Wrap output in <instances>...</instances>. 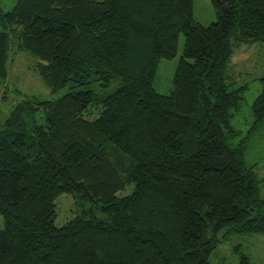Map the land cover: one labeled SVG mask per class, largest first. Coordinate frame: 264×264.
Masks as SVG:
<instances>
[{"label": "trees", "instance_id": "16d2710c", "mask_svg": "<svg viewBox=\"0 0 264 264\" xmlns=\"http://www.w3.org/2000/svg\"><path fill=\"white\" fill-rule=\"evenodd\" d=\"M192 3L0 5L1 90L20 52L51 93L67 90L0 111V264H211L228 235L264 236V178L249 149L264 128V74L245 129L234 119L249 84L230 75L234 50L264 40V0H210L207 25ZM181 34L173 89L159 93L158 61L175 57ZM63 193L79 212L56 226Z\"/></svg>", "mask_w": 264, "mask_h": 264}, {"label": "rangeland", "instance_id": "374dc122", "mask_svg": "<svg viewBox=\"0 0 264 264\" xmlns=\"http://www.w3.org/2000/svg\"><path fill=\"white\" fill-rule=\"evenodd\" d=\"M17 0H0L3 11H9L13 8ZM193 17L200 23L207 25L215 20V12L210 0H193ZM3 29L0 24V31ZM184 36L179 35L178 51L172 59L160 58L157 64L152 85L162 94H168L173 89L172 77L178 59L182 53ZM36 59L27 52H20L13 56V60L8 66V77L5 82L6 91L0 87V111L1 117L6 116L10 105L14 101L20 100L25 96H39L42 98H56L63 95L67 90L61 89L56 93H51L40 79L34 69ZM232 73V74H231ZM264 74V40L244 44L234 50L231 57L230 75L234 76L238 82H248L249 88L245 93V102L243 111L234 119V123L241 126L242 129L249 127L251 115L250 104L259 94L262 85L257 80ZM233 78V77H232ZM116 83H111L106 90H112ZM6 92V93H5ZM7 95V99L6 96ZM4 103H1L3 99ZM90 109L86 115L88 118L97 116ZM251 159L258 163L256 171L258 176L264 178V128L258 133V137L250 144ZM264 194V185L262 186ZM56 218L55 225L61 226L66 221L73 218L79 208L74 204L71 195L63 193L55 200ZM3 228V217L0 215V230ZM235 245H239L245 252H248L253 264H264V236L261 234H230L221 242L210 256L211 264H236L237 258L233 250Z\"/></svg>", "mask_w": 264, "mask_h": 264}]
</instances>
